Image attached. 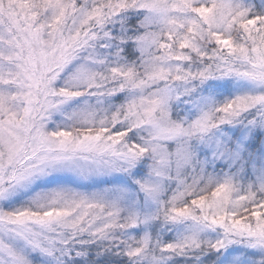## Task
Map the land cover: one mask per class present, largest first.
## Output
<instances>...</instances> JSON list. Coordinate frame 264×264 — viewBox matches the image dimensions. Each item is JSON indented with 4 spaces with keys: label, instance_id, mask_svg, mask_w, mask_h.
Masks as SVG:
<instances>
[{
    "label": "snow or ice",
    "instance_id": "snow-or-ice-1",
    "mask_svg": "<svg viewBox=\"0 0 264 264\" xmlns=\"http://www.w3.org/2000/svg\"><path fill=\"white\" fill-rule=\"evenodd\" d=\"M0 264H264V0H0Z\"/></svg>",
    "mask_w": 264,
    "mask_h": 264
}]
</instances>
